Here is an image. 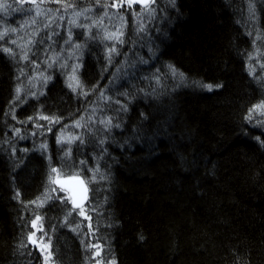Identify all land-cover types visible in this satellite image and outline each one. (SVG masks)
I'll use <instances>...</instances> for the list:
<instances>
[{
	"label": "trees",
	"instance_id": "16d2710c",
	"mask_svg": "<svg viewBox=\"0 0 264 264\" xmlns=\"http://www.w3.org/2000/svg\"><path fill=\"white\" fill-rule=\"evenodd\" d=\"M247 3L176 0L172 7L157 0L156 18L140 21L142 33L128 11L121 58L106 62L109 48L89 43L82 90H101L107 106L100 107L116 115L107 129L88 122L65 159L51 135L45 151L41 143L19 141L14 129L29 127L38 113L78 119L91 98L84 102L53 71L38 99L17 105L19 64L0 42V264H41L40 251L27 243L36 216L30 202L42 198L51 167L85 178L99 167L107 175L89 186L85 208L94 235L68 204L49 200L36 212L44 214L54 264H94L95 248L86 247L92 244L102 246L99 259L114 257L117 264H264V123L246 119L264 101V84L257 73L249 75L248 59L255 30L264 32V4L256 0L252 28ZM169 66L183 73V82L155 88ZM119 71L121 83L114 86ZM205 84L223 87L209 91Z\"/></svg>",
	"mask_w": 264,
	"mask_h": 264
},
{
	"label": "rangeland",
	"instance_id": "374dc122",
	"mask_svg": "<svg viewBox=\"0 0 264 264\" xmlns=\"http://www.w3.org/2000/svg\"><path fill=\"white\" fill-rule=\"evenodd\" d=\"M160 1L167 2V0H160ZM260 1H262V3L264 4V0H260ZM120 2L121 0H103L100 1L99 4L95 3V5L89 7H76L74 5L73 7H69L65 9L62 6L63 4L58 5L56 4L57 2L54 0H44L43 3H40V0H36V3L40 4V8L44 10V14L42 16H36L34 10L35 6L33 5L32 0L0 1V33H2L5 29H9V30L13 28L17 29L16 32L14 33L9 32V34L3 40H0V42L7 43L8 48L10 47L12 51L16 54L15 57H13L12 55L9 56L15 59L16 63L19 64L20 76L18 79L19 80L18 84L22 86L23 91L21 93V100L16 101V104L22 105L24 104V102L26 103L27 100L38 99V97L41 96V93H44L46 87L48 86V82L51 80L49 79L47 80V82H45L43 77L50 76L52 78L53 71L60 73L63 76L65 83L67 84V78L69 74H71L72 72V66L76 64H80V68L77 72V75L80 78V70L89 43L100 44L101 47L104 46L109 49L113 45H115L116 48L117 47L124 48L123 46L124 43L119 44L116 43V41L114 40H107L104 37L106 34L115 32L118 28L121 27L122 23H124L119 19L117 13L123 14L124 21H126L127 17H129V15L127 14L128 11H131L133 14L134 11L138 12V9L140 8L136 9L134 8L135 6L133 5L131 8H128L127 3H124V6L119 9L111 7L113 3H120ZM105 5H107V11L109 13L108 17H104ZM89 8L91 9L90 12H86L83 16L80 17H74L75 11H82L84 9H89ZM20 9H23V11H21ZM61 17H63V19H61ZM101 17H104L102 24H100L97 27H92L90 31H88L87 35H85L86 32L85 28L74 27L72 24L69 23V20L75 18L77 24L91 25L93 21H100ZM130 18L134 19L133 15ZM32 19L36 20L35 24L31 23ZM255 21H250L251 22L250 26L252 28H254L253 25ZM22 25L23 27H21ZM45 25H50V26L45 27ZM125 29H126V23H124L123 30ZM69 31H71L73 34V40L71 44H80L82 46L79 50H75L71 45H66L64 43V41L68 37ZM49 36H51V39L48 38ZM124 36H123V41H125ZM130 39L131 38H129V40ZM12 40H15L17 43L15 44L11 43ZM29 40L33 41L32 44L28 45V48L31 49V51H29V59L27 61L21 60L20 56L23 55V51H26L27 49L22 50L20 47H18V45L26 44ZM261 44L262 43L257 44L255 45V47L258 46L261 52H264V50L261 49ZM57 53L59 54L58 56ZM253 53H255L254 54L255 59L251 60L250 64H252L253 67L256 69L255 75L257 73L258 76H264V68L260 67V64H264V55H256V49ZM105 55L106 58L104 59L106 60V62H109L110 61L108 59L109 50H105ZM121 56H122L121 50H118V53L112 55V57H115L116 59L121 58ZM53 57H55V62H53L52 59ZM36 58L38 60H36ZM257 61H259V63ZM64 64H67L68 67H62V65ZM37 65H39V67H37ZM25 68L28 70L25 71L26 70ZM21 70H23L24 75H21ZM40 73H43V77H39ZM158 74H160L159 77L161 80H159V84H157L156 82L153 83L156 85L155 88H158L159 86L161 89L166 87L167 85L173 86L176 83L181 84V82H183V80H181L178 75L174 76L170 71V69L163 70L161 71V73L159 72ZM120 75L121 72L119 71L114 76L112 83L114 84V86L115 84L121 83V81H119V79L121 78ZM30 77L33 78L39 77V78L34 79L30 82L29 80ZM262 83L264 84V82ZM81 90L82 89L78 88L76 92L80 91L81 92L80 94L83 97V99H85L88 96L91 98V101H89L90 102L89 105L84 106L85 108L83 114L80 115L78 119L72 121H70L71 119L61 120L60 123L58 124H50L47 121L45 125H42V127L37 128L36 125L37 124L40 125L42 120L46 121L44 119H38V117H40L38 113V115L35 117L36 122L32 123L29 127H27L26 125L25 128L23 127L19 128L20 133L19 135H17L18 140L22 141L23 143L31 142V145H33L38 143L50 144V141L47 140V138L50 135L52 136L51 139L55 140V142H57V137L61 135H63L66 138H71L73 136H77L80 138L84 134V131L88 130L87 127L88 122L100 123L103 120H108L109 117H115L116 109H112L108 113L106 112L104 113L105 110H103V108L100 107L104 105L107 106V104H105L106 102H104L106 95H104V97L103 94L99 95V92H101V90H98V88L94 89L93 91H87V92ZM33 92L36 93L37 95L32 96L31 93ZM84 93H87V95H85ZM103 93L105 94L106 92L104 91ZM87 100L89 99H85L84 102L85 101L87 102ZM114 103L119 105L118 101L117 102L115 101ZM261 111H264V109H261ZM253 118L258 120L259 122L262 121L264 123V115H261L260 112L254 113ZM76 121H80L82 126L75 127L74 125ZM100 125H104V124L100 123ZM49 129H51V131H49ZM33 133H35V135H33ZM20 137H24V138L21 139ZM75 141H73L71 144L64 143L62 145L61 144L58 145L60 147H63V150L66 152L69 148L72 147ZM67 178H71V177H61L60 179L64 180ZM52 187H55V185H52ZM67 194L68 193L66 192H58L54 195L64 196ZM52 200L56 201L55 203L58 206H61V208L65 207V204L66 205L68 204L72 209L70 203H62L59 199H52ZM45 205L46 203L44 204L43 207H45ZM43 207H37L36 205H34L33 210L35 211L36 216L37 215L41 217L44 216V214H37L42 212L41 209H43ZM57 208L61 209L60 207ZM64 213L68 214L67 211L66 212L64 211ZM78 216H79V220L82 221V223L84 221L86 226L89 225L90 221L88 219H85L79 214ZM43 218H42V224H43ZM40 226H41L40 223H38L37 228H39ZM33 231H36L35 238L37 240H39L41 236H44V243L48 242V239L45 238V234L43 235L44 227L42 232L37 231L36 229H33ZM30 245L32 249L34 248L40 251L38 247H35L32 244ZM40 257H41V261H40L41 264H44V257L41 251H40ZM99 258L100 257H95L94 259L96 260ZM50 264H54L53 261H50Z\"/></svg>",
	"mask_w": 264,
	"mask_h": 264
},
{
	"label": "snow or ice",
	"instance_id": "6c2138e0",
	"mask_svg": "<svg viewBox=\"0 0 264 264\" xmlns=\"http://www.w3.org/2000/svg\"><path fill=\"white\" fill-rule=\"evenodd\" d=\"M44 0H40V3H43ZM57 2H59V0H57ZM100 0H97V3L99 4ZM35 10V14L36 16H42L44 14V10L40 8V4L36 3V0H32ZM124 3H127L128 8H131L133 3H139L141 5V9L140 11H134L133 12V18L137 21L138 23V27H137V32L138 33H142L145 31V25L143 23H140L141 20H143L145 18V16L152 20L156 18V12H157V8L154 7V5L157 4V0H121L120 3H113L111 5V7L114 8H122L124 6ZM168 3L172 6L175 7L176 4V0H168ZM65 9L69 8V7H73L74 5L72 4H63L62 5ZM247 7H248V19L250 21H255L257 18V7H256V0H248L247 3ZM21 11H23V9H20ZM31 11V10H29ZM50 11V10H49ZM91 9H84L82 11H75L74 12V17H80L83 16L86 12H90ZM117 15L119 16V19L126 23V21H124V16L121 13H117ZM109 13L107 11V5H105V12H104V17H108ZM101 17L100 21H93V23L91 25H87V24H77V21L75 18L69 20V23L72 24L74 27H83L86 29L85 35L88 34V31H90V29L92 27H97L100 24H102L103 22V18ZM61 19H63V17H61ZM31 23L35 24L36 20L32 19ZM124 23H122L121 27L118 28L115 32L109 33L105 35V39L107 40H114L116 41V43L122 44L124 43L123 41V36H124ZM50 25H45V27H48ZM23 27V25L21 26ZM17 29L13 28V29H5L2 33H0V40H3L8 34L9 32H16ZM256 35L255 38L253 39V44L257 45V42L260 41H264V32L260 31V29H256ZM252 32L249 31L248 35L252 36ZM49 39H51V36L48 37ZM73 40V34L71 31H69L68 33V37L67 39L64 41V43L66 45H71L75 50H79L82 46L80 44H71ZM11 43L15 44L17 43L15 40H12ZM33 41L29 40L26 44L23 45H18V47H20L22 50L27 49L26 51H23V55L20 56L21 60H25L27 61L29 59V51H31L30 48H28L29 44H32ZM3 51L8 53L9 55H12L13 57H15V53L12 51L11 48H3ZM118 53L117 48L115 47V45H113L110 49H109V60L112 59V55ZM59 54L57 53V56ZM256 55H264V52H261L260 48L257 46L256 47ZM53 62H55V57L52 58ZM249 61L255 59V56L252 54H249L248 56ZM259 63V61H257ZM37 67H39V65H37ZM62 67H68L67 64L62 65ZM261 68H264V64H260ZM80 68V64H76L72 66V72L71 74H69L68 78H67V87L69 89H71V91L76 92L77 89H82L83 88V84L80 81L77 72ZM170 71L172 72V74L174 76L179 75L180 79L183 80L184 79V75L183 73H178V71L172 67L169 66ZM256 72V69L254 67H252L251 65L249 66V75L250 76H254ZM21 75H24L23 70H21ZM39 77H43V73L39 74ZM39 77H30L29 80L30 82L34 79H38ZM44 81L47 82V80L51 79V77H43ZM19 79V77L17 78ZM256 79L260 82H264V76H257ZM202 87L207 88L209 91L213 90V87L215 88H222L223 85L222 84H218V85H211V84H205V85H201ZM23 91V88L21 85H17L16 89H15V96L13 98L14 101H20L21 100V93ZM43 93H41L42 95ZM85 95H87V93H84ZM32 96H36V93H31ZM261 109H264V101L261 102V104L258 105H254L251 109H249V113L248 116L246 117V119L251 120L253 118L254 113L256 112H260L261 115H264V111H261ZM13 119H16L15 115L13 114ZM38 119H44L47 120L50 124H58L60 123V118L58 117H47V116H40L38 117ZM33 117H28V121H32ZM19 123H27V121H18ZM100 123L106 125V129L107 127L112 126V121L111 119L108 120H103ZM75 127H81V123L80 121H76ZM37 128L42 127V125L37 124L36 125ZM115 127H119V124L115 125ZM49 131H51V129H49ZM20 133V129H14V135H19ZM33 135H35V133H33ZM21 139H23L24 137H20ZM80 139L77 136H73L71 138H66L63 135L58 136L57 137V143L58 144H64V143H68L71 144L73 141ZM259 139V137H258ZM81 142H83L81 140ZM101 143H103V141H101ZM40 149L42 150H47V144L42 143L40 145ZM24 151H27V149H24ZM13 152H15V149H13ZM71 157V149H68L65 154L64 157H62V159L65 158H70ZM85 161H80V164L83 165L85 164ZM90 172H92V175L90 177H83L82 174L80 172H65L63 168H56V167H51L50 169V174L48 177V187L46 188V191L42 194V198L38 197L36 200L31 201L30 203L33 205H36L37 207H43L44 204L52 199H59L62 203H71L72 205V211H75L76 209H79V215L84 217L85 219H88L89 221L91 220V217L87 215L86 212V208H85V204L86 202L89 200V196H88V192H89V186L93 183H96L99 181H104L107 179V175L106 174H101L100 172V168L96 167L95 169H89ZM71 177L72 179H75L79 185L82 188L83 191V197L82 199L78 202L77 199L71 194L72 190L71 188H68L66 185V182H62L61 181V177ZM52 185H55V187H52ZM58 192H66L68 193L67 195L64 196H59V195H54ZM20 196V193L17 192L16 196L14 197V199H18ZM25 207H27V205H25ZM69 216L72 215V212L70 211L68 213ZM40 223V227L37 228V224ZM77 227H79V225H77ZM89 227V232L92 233L94 235V230L92 228L91 223H89L88 225ZM32 228L36 229L37 231H43V227H42V217L37 215L35 217V219L32 221ZM75 231V229H73ZM36 231H32L28 236H27V243L32 244L35 247H38L39 250L41 251L43 257H44V264H50V261L52 259V251H51V238L48 237V242L44 243V236H41L39 238V240H37L36 238ZM141 240L144 239L143 236L140 237ZM20 247L25 248L27 247V244L22 243L20 245ZM86 247L88 248H95L96 251L93 253V258L95 257H100L101 256V252L103 251L102 246L100 244H92V245H87ZM95 264H117L115 258L113 257L110 261L105 262L102 259H96L95 260Z\"/></svg>",
	"mask_w": 264,
	"mask_h": 264
},
{
	"label": "water",
	"instance_id": "95a60500",
	"mask_svg": "<svg viewBox=\"0 0 264 264\" xmlns=\"http://www.w3.org/2000/svg\"><path fill=\"white\" fill-rule=\"evenodd\" d=\"M133 5H137V6L141 7V5L139 3H133ZM61 181L62 182H66L67 187L71 188V190H72L71 194L79 202L82 199V197H83V191H82V188L79 185V183L75 179H72V178H67V179H64V180H61ZM70 205H71V203H70ZM85 206H86V204H85Z\"/></svg>",
	"mask_w": 264,
	"mask_h": 264
},
{
	"label": "bare ground",
	"instance_id": "6f19581e",
	"mask_svg": "<svg viewBox=\"0 0 264 264\" xmlns=\"http://www.w3.org/2000/svg\"><path fill=\"white\" fill-rule=\"evenodd\" d=\"M133 6H135V7H137V8H140V9H141V7H139V6H137V5H133Z\"/></svg>",
	"mask_w": 264,
	"mask_h": 264
}]
</instances>
